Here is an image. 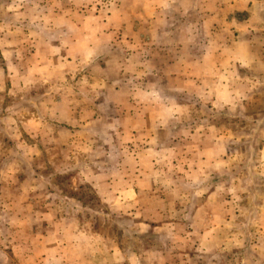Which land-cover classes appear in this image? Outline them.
<instances>
[{
    "label": "rangeland",
    "instance_id": "obj_1",
    "mask_svg": "<svg viewBox=\"0 0 264 264\" xmlns=\"http://www.w3.org/2000/svg\"><path fill=\"white\" fill-rule=\"evenodd\" d=\"M146 1L0 0V264H264V28L235 8L205 16L208 0L187 15L181 0ZM143 37L163 48L143 53ZM209 39L228 46L206 51ZM139 54L157 57L153 75L126 69ZM138 121L158 150L141 156L139 198L114 208L78 170L93 136L125 141L119 127ZM187 122L226 159L210 176L203 147L185 173ZM109 147L118 164L124 146L97 153ZM205 183L226 186L227 209L218 193L205 209ZM220 213L228 224L205 223Z\"/></svg>",
    "mask_w": 264,
    "mask_h": 264
},
{
    "label": "crops",
    "instance_id": "obj_2",
    "mask_svg": "<svg viewBox=\"0 0 264 264\" xmlns=\"http://www.w3.org/2000/svg\"><path fill=\"white\" fill-rule=\"evenodd\" d=\"M197 1L199 0H181L180 5L177 7L178 11L181 12L183 9L185 12L184 14H191L195 9H197ZM201 1V0H200ZM206 1V0H202ZM145 2V0H144ZM145 7H150L154 5V0H147ZM212 2L213 7L210 8H204L202 5V12L203 15H208L209 17L211 14H213L216 17H223V16H229L232 12V9L235 8L236 11L248 12V14H252L253 16H256L259 22L258 27L264 28V0H208V3ZM210 6V5H209ZM210 11L208 13L207 11ZM207 12V13H206ZM183 15V12L181 13ZM261 23V24H260ZM262 25V26H261ZM146 30V28H143V31ZM172 31V30H169ZM174 32V31H172ZM208 35L211 34V29L207 30ZM168 36V35H167ZM166 36V37H167ZM149 37H143V39L139 42L140 45L138 46V49L141 48L142 52L144 53L147 49H157V48H163V43L165 41L159 40H150L148 41ZM166 39V38H165ZM210 41L207 42V45L205 42L201 43L204 44L208 50H211L212 46L215 44L219 45V48L222 49L228 46V43L222 42L221 40L216 43L212 42V39H209ZM188 42V41H187ZM201 41H193L194 46H191V49L196 48L195 44L200 43ZM212 42V43H211ZM168 43L171 44V42H167L165 46H168ZM192 44V42H191ZM137 48V47H133ZM141 52V54H142ZM139 56L129 60L125 63L126 69L130 71L131 73H139V75H153L152 71L149 70L151 68V65L153 63V60H156V56L148 57L146 55ZM235 59V57H234ZM239 58H237L238 60ZM241 64V63H239ZM245 65H248L247 63ZM223 79H228L227 77H224ZM146 93V91H145ZM140 95V94H139ZM141 97V95H140ZM126 109V107H125ZM127 111V110H125ZM94 118V116L92 117ZM166 127H163V130H168L169 127L165 125ZM121 129V130H120ZM119 130L123 132L125 135L129 136L127 140H116V136L107 137L106 140L100 141V137L93 136L92 139L89 140V142L92 143L91 148L89 149L90 152H92V155L90 157V162H87L84 160L83 167L78 170V176H77V182H87L90 183L95 191L103 198V200L107 203H111L114 208H121V207H128L129 203L127 201V196L130 194L133 195L135 199L139 198V194L144 191V184L141 182V176L147 173H144L142 171V157L149 151H157V139L153 137L150 133L148 134V128L143 127L141 123L138 121L136 124L134 122H125V124H122L121 128L119 127ZM201 128L197 126V123L193 122H187L184 127H182L181 132L183 134H186L187 136V143L185 146H188V161L190 162L189 169L185 171L186 174L189 176H195L198 169L201 167L199 161L203 158V167L205 171V176H210L212 174V165L213 163L218 159L215 158L217 155L215 154V150L217 148L215 145L213 146V140H210L207 135L204 134L203 138L199 137L196 139V135L199 133ZM119 131V132H120ZM167 135V133L165 134ZM176 138H173V141H175ZM203 143V145H202ZM106 146H114L116 144H122L125 148L123 155L121 154L119 163L115 164L114 156H115V150L113 148L106 151L105 154L101 157V154L97 153V146L104 145ZM96 146V147H94ZM128 147V149H126ZM203 147V154L202 158H197L201 155L197 149H200ZM148 148V149H147ZM130 149V150H129ZM122 150V149H121ZM258 153L261 150V156L262 159H264V145L261 148L259 145H257ZM96 152L93 154V152ZM130 153L132 157L127 156V153ZM223 155V154H222ZM220 156V154H219ZM222 157V156H221ZM132 159V160H129ZM158 157L156 154L152 157L151 162L155 166V163L157 162ZM219 162L221 160L226 162L225 158H219ZM124 162V164L122 163ZM129 162H132V165L129 166ZM222 164V163H221ZM198 168V169H197ZM154 175H156V171L152 172ZM180 174V173H179ZM134 178H137L138 181H136ZM154 188V187H153ZM151 187L149 189L150 192H155L157 189L153 190ZM223 189H226V186L222 185V183H219L218 185H215V187L212 188V186H209L205 183L204 187L202 188L203 194H204V200L207 203L205 209H208V203L209 201H212L213 197L215 199V194L218 193L219 197L221 198L219 209L225 210L227 209L226 204H222L223 201H227L226 197L223 196L222 198V191ZM146 191V190H145ZM131 197V198H133ZM264 198V197H262ZM261 198V199H262ZM215 201V200H214ZM260 203V204H259ZM258 207L261 209V212L264 215V199L259 200ZM176 207V206H175ZM132 208H142L140 204H136L135 206L132 205ZM178 208H181L178 206ZM206 218L205 223L206 224H212L214 223V219L217 220L218 218V224L219 225H226L228 224V216L227 214L222 215L220 213L219 217L213 216L212 214H206L204 216ZM138 224L142 225H149L146 223V220L139 221ZM165 224V223H164ZM150 224L149 226H151Z\"/></svg>",
    "mask_w": 264,
    "mask_h": 264
}]
</instances>
